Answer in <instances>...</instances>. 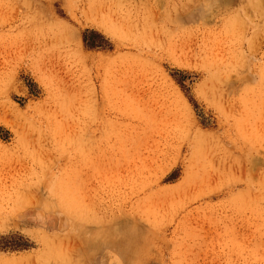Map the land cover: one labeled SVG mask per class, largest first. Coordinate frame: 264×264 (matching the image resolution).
I'll return each mask as SVG.
<instances>
[{"label": "rangeland", "instance_id": "rangeland-1", "mask_svg": "<svg viewBox=\"0 0 264 264\" xmlns=\"http://www.w3.org/2000/svg\"><path fill=\"white\" fill-rule=\"evenodd\" d=\"M0 264H264V0H0Z\"/></svg>", "mask_w": 264, "mask_h": 264}, {"label": "bare ground", "instance_id": "bare-ground-1", "mask_svg": "<svg viewBox=\"0 0 264 264\" xmlns=\"http://www.w3.org/2000/svg\"><path fill=\"white\" fill-rule=\"evenodd\" d=\"M94 121V120H93ZM93 129H94V127H93ZM94 131V130H93ZM94 134V133H93Z\"/></svg>", "mask_w": 264, "mask_h": 264}]
</instances>
